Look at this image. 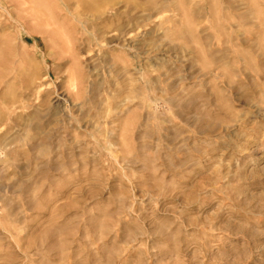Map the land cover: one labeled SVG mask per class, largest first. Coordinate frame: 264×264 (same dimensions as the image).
Returning <instances> with one entry per match:
<instances>
[{"label":"rangeland","instance_id":"374dc122","mask_svg":"<svg viewBox=\"0 0 264 264\" xmlns=\"http://www.w3.org/2000/svg\"><path fill=\"white\" fill-rule=\"evenodd\" d=\"M0 264H264V0H0Z\"/></svg>","mask_w":264,"mask_h":264},{"label":"bare ground","instance_id":"6f19581e","mask_svg":"<svg viewBox=\"0 0 264 264\" xmlns=\"http://www.w3.org/2000/svg\"><path fill=\"white\" fill-rule=\"evenodd\" d=\"M4 127H5L6 130H5V132L3 133V135L0 136V147H1V148H2V146H3V147L6 146V142H7V141L5 142L4 137H5V135H6V131L9 130V129H8V128H9L8 124H5Z\"/></svg>","mask_w":264,"mask_h":264}]
</instances>
